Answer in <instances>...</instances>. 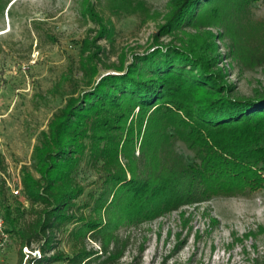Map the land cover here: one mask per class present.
<instances>
[{
  "label": "trees",
  "instance_id": "1",
  "mask_svg": "<svg viewBox=\"0 0 264 264\" xmlns=\"http://www.w3.org/2000/svg\"><path fill=\"white\" fill-rule=\"evenodd\" d=\"M227 2L172 0L160 34L201 28L204 12L215 16L211 25L264 19L252 13L264 0ZM91 16L99 19L93 10ZM95 46L82 55L80 82L69 77L75 86L40 131L31 165L21 170L19 195L28 206L10 198L1 180L2 230L18 242V264L23 249L34 245L40 256L28 255V264H118L130 237L121 235L123 228L214 196L249 197L264 188V89L251 97L233 94L216 69L220 53L213 42L156 43L104 73L95 58L102 46ZM84 158L96 186L80 205ZM6 170L0 152V171ZM84 207L90 215L79 213ZM64 232L70 254L58 246Z\"/></svg>",
  "mask_w": 264,
  "mask_h": 264
},
{
  "label": "rangeland",
  "instance_id": "2",
  "mask_svg": "<svg viewBox=\"0 0 264 264\" xmlns=\"http://www.w3.org/2000/svg\"><path fill=\"white\" fill-rule=\"evenodd\" d=\"M171 1L0 0V152L7 164L0 184L6 180L10 198L28 206L12 189L23 166L32 163L40 131L48 128L75 86L69 77L80 82L81 57L90 55L95 45L102 46L95 58L104 73L156 43L185 37L213 42L220 53L216 69L233 94L251 97L264 89V19H250L248 25L227 19L218 26L211 25L215 16L204 12L198 18L203 27L160 34L173 10ZM92 10L99 19L92 18ZM252 13L264 17V4L256 3ZM83 41L94 46L85 47ZM178 149L192 157L181 143ZM79 168L78 178L86 187L76 200L81 205L96 186V174L86 158ZM79 213L90 215L91 209ZM120 232L130 237L118 264H264V188L249 197L219 195L166 210ZM6 235L4 240L0 228V242H5L0 264H18V242ZM60 237L59 248L70 254L67 232ZM88 246L99 248V243L88 240ZM23 251V264H28V255L40 256L36 245Z\"/></svg>",
  "mask_w": 264,
  "mask_h": 264
},
{
  "label": "built area",
  "instance_id": "3",
  "mask_svg": "<svg viewBox=\"0 0 264 264\" xmlns=\"http://www.w3.org/2000/svg\"><path fill=\"white\" fill-rule=\"evenodd\" d=\"M14 194L16 195H19L21 194V190H22V186H21V181H19L17 184H16V187L12 189ZM0 228H1V231H2V235H3V239L6 240L7 239V235H6V232H4L2 230V218H1V215H0ZM5 245V242H0V248H2L3 246Z\"/></svg>",
  "mask_w": 264,
  "mask_h": 264
}]
</instances>
